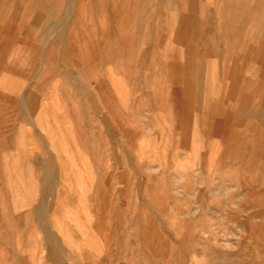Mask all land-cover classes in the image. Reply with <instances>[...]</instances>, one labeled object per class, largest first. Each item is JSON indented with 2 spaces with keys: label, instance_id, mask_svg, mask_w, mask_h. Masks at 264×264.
<instances>
[{
  "label": "rangeland",
  "instance_id": "obj_1",
  "mask_svg": "<svg viewBox=\"0 0 264 264\" xmlns=\"http://www.w3.org/2000/svg\"><path fill=\"white\" fill-rule=\"evenodd\" d=\"M0 264H264V0H0Z\"/></svg>",
  "mask_w": 264,
  "mask_h": 264
},
{
  "label": "crops",
  "instance_id": "obj_2",
  "mask_svg": "<svg viewBox=\"0 0 264 264\" xmlns=\"http://www.w3.org/2000/svg\"><path fill=\"white\" fill-rule=\"evenodd\" d=\"M88 35H89L88 40H84V43H86V42H93L94 43V41H93L94 39H93V36H92V31H89ZM114 57H115L116 60H118L116 58V55Z\"/></svg>",
  "mask_w": 264,
  "mask_h": 264
}]
</instances>
